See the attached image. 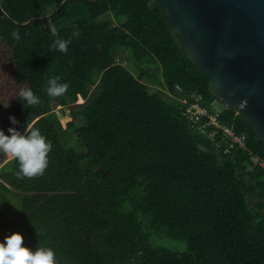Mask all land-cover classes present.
<instances>
[{
  "label": "trees",
  "instance_id": "16d2710c",
  "mask_svg": "<svg viewBox=\"0 0 264 264\" xmlns=\"http://www.w3.org/2000/svg\"><path fill=\"white\" fill-rule=\"evenodd\" d=\"M56 76L68 88L49 97ZM209 81L155 0H0V98L52 142L41 175L18 177L13 157L0 166V239L19 232L58 264H264V147L237 110L218 111ZM22 88L40 102L24 104ZM194 95L245 146L225 151L222 129L200 127L208 115L190 120L180 99Z\"/></svg>",
  "mask_w": 264,
  "mask_h": 264
},
{
  "label": "water",
  "instance_id": "95a60500",
  "mask_svg": "<svg viewBox=\"0 0 264 264\" xmlns=\"http://www.w3.org/2000/svg\"><path fill=\"white\" fill-rule=\"evenodd\" d=\"M182 49L264 147V0H155Z\"/></svg>",
  "mask_w": 264,
  "mask_h": 264
},
{
  "label": "clouds",
  "instance_id": "9594fccd",
  "mask_svg": "<svg viewBox=\"0 0 264 264\" xmlns=\"http://www.w3.org/2000/svg\"><path fill=\"white\" fill-rule=\"evenodd\" d=\"M79 35L78 30L72 32L73 37ZM11 36L13 40L20 39L19 32L16 30L12 31ZM70 42V39L58 37L51 46L66 53ZM59 81L58 76L48 78L44 91L49 97H60L67 91V83ZM18 96L27 105H36L40 102V97L35 95L30 88L19 89ZM8 119L13 125L19 123L14 115H9ZM51 147V140L30 123L24 125L23 132L14 127H8L6 134V131L0 128V153L16 159L18 177H33L43 174L48 165L47 154ZM23 240L24 237L19 232H11L0 239V264H58L55 252L51 247L37 246L33 250L24 245Z\"/></svg>",
  "mask_w": 264,
  "mask_h": 264
},
{
  "label": "rangeland",
  "instance_id": "374dc122",
  "mask_svg": "<svg viewBox=\"0 0 264 264\" xmlns=\"http://www.w3.org/2000/svg\"><path fill=\"white\" fill-rule=\"evenodd\" d=\"M54 9H55V6H50L42 15V19H43V22L45 25L51 24L50 15L54 11ZM119 61L122 62L123 64H125L128 68H130L132 70L136 69L134 63L131 60V57L128 54V51L123 52V56L119 57ZM153 87H156V86H153ZM97 91H98L97 88L95 86H93L90 97H93V95H95V93ZM178 92H179V90H178ZM10 102L11 101L8 97L0 98V128L4 129L6 131V134H7V128L8 127H14L18 131L23 132L24 128L22 127V125L20 124V122L18 120V117L16 116V114L12 110V106H11ZM82 102H84V100L78 101V103H82ZM4 105L5 106L8 105V106L5 107ZM214 106L219 108V110H220L222 108V103H220L218 100L215 99ZM53 110L61 118L63 124H66L68 121H70L71 117L69 115V113H70L69 107H67V106H65V107L53 106ZM9 115H14L19 123L15 124V125L11 124V122L8 119ZM74 135H75L74 132L71 133L72 137H74ZM72 143H73V141H71V144ZM10 158H11V156L4 154V153H0V166L3 165L6 161H8ZM160 243L163 246H166L172 250H178V251H183L187 247V242L182 241V240H177V239H171L168 237H163V240H161Z\"/></svg>",
  "mask_w": 264,
  "mask_h": 264
},
{
  "label": "built area",
  "instance_id": "2783aa9c",
  "mask_svg": "<svg viewBox=\"0 0 264 264\" xmlns=\"http://www.w3.org/2000/svg\"><path fill=\"white\" fill-rule=\"evenodd\" d=\"M177 90H181V87L179 85L176 86ZM183 99V100H182ZM181 101L183 104H187V108L184 112V114L193 122L199 123L202 119V117L208 115L209 121L204 123L203 125H200V127H206L208 125H214L215 127H218L223 130L225 134V138L227 146L225 148V151L230 150L231 148L235 147L236 145L245 146V136L236 134L234 129L232 127L226 126L222 123H220L217 119L216 114H212L209 112V110L203 106L200 102L201 96L200 95H194L193 101H189L186 97L182 98ZM220 112V110L218 109ZM216 130H213V132L210 134V136H214Z\"/></svg>",
  "mask_w": 264,
  "mask_h": 264
}]
</instances>
